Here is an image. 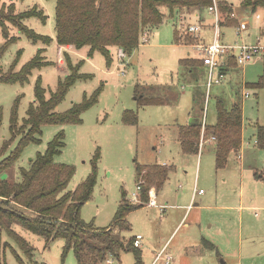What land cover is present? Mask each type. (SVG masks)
I'll return each mask as SVG.
<instances>
[{
	"label": "rangeland",
	"instance_id": "obj_1",
	"mask_svg": "<svg viewBox=\"0 0 264 264\" xmlns=\"http://www.w3.org/2000/svg\"><path fill=\"white\" fill-rule=\"evenodd\" d=\"M225 1L231 3L234 10L225 13L218 6L222 21L220 24L223 27L233 26L242 19L254 25L255 13L242 9V0ZM215 2L217 4V0ZM55 5L56 0H0L2 15L7 14L8 9H12L11 14L17 15L34 6L41 8L47 15L44 23L34 16L23 19L22 23L34 32L52 38L49 44L41 41L33 43L14 24L4 21L8 37L15 40L0 53V74L7 72L14 61V70H19L36 56L40 48L41 57L50 64L33 68L27 81L23 83L0 81V161L10 154L26 132V129L21 130V125L27 116L29 105L34 101L37 78L41 79L45 97H50L58 82L63 81L68 73L64 59H68L74 66L80 64V73L90 76L76 79L54 111L62 113L68 110L100 88L98 100L81 114L79 124H42L41 133L35 135L39 141L27 144L17 161L3 172V177L13 182L20 181V169H27L31 160L38 153H44L48 142L63 130L65 146L54 159L57 163L71 164L75 168L67 190H74L90 174V161L96 151H99L97 181L89 200L81 207L80 218L85 223H92L93 227L102 228L111 224L122 190L126 192L129 201L135 192V163L162 165L170 162L175 169L170 181L161 191L162 199L166 200L164 213L156 210L157 207L148 206L150 189L156 191V187L151 186L146 202L142 203L144 207L127 215L128 228L122 226V230L117 229L113 233L118 236L119 232L124 241L135 234L143 237L139 247V263L132 250L120 249L117 257L108 252L106 259L98 264H151L153 252H158L164 244L160 241L162 236L168 238L167 250L174 254L177 263L185 260L186 264H237L238 261L241 264H264V225L251 231L248 223L244 222L241 256L237 255V242H233L230 237H226L224 242L219 241L217 255L215 249L206 248L201 242V226L204 224L206 211L202 213L201 225H198L195 222L197 207H193L190 201L194 190L202 189L205 192L201 196L197 194L198 199L211 196L218 186L224 203L237 204L241 196L243 205L264 204V179L254 177L251 169L245 167L241 171L225 168L226 170L215 171L213 154L207 146L211 142L208 140L209 135H206L205 124L203 125L204 118L207 124L216 122V100L221 99L226 107L237 102L244 118L245 144L253 145L255 122L264 125V63L250 62L239 70L243 72L247 84H261L260 87L244 86L240 77L213 85L207 93L206 72L203 67L180 64L181 59L199 57L193 45L198 41L196 36L206 42L211 40L213 17L207 13V8L202 11L182 8L176 12L175 19L170 17L166 8H162V22L141 33L139 46L130 55L123 54L118 47H111L112 60L108 64L99 51L88 57V47L59 48L55 36ZM181 14L192 19L191 23L202 25V31L199 34H182V30L177 28ZM221 30L224 34L222 40L225 42L233 43L237 38L233 29L227 27ZM144 36L145 39L142 38ZM190 37L194 39L191 40ZM5 42L6 37L0 25V48ZM136 85L142 92L139 95L158 98L160 104H139L135 97ZM244 91L249 96L244 97ZM14 108L18 122L11 129ZM125 110L136 114L135 124L122 121ZM193 116H198L202 121L200 136L203 145H206L200 146L198 154H182L176 144V136L179 134V127ZM256 163L258 167L264 165V152L260 153ZM188 204L191 205V211L187 209ZM254 212L264 214L260 209ZM26 213L30 214V211L27 210ZM12 229L33 251L32 255H26L14 239L5 230H1L0 252L4 255L5 264H21L12 249L21 257L22 264H77L72 251L64 254V239L53 238L46 241L39 234L18 224L12 225ZM251 234H255L257 238L251 240ZM111 236L110 234L106 239ZM117 239H112L109 247L118 249L120 245L117 244L119 238ZM96 245L101 247L104 244L97 242ZM195 247H198L197 253H193Z\"/></svg>",
	"mask_w": 264,
	"mask_h": 264
},
{
	"label": "trees",
	"instance_id": "obj_2",
	"mask_svg": "<svg viewBox=\"0 0 264 264\" xmlns=\"http://www.w3.org/2000/svg\"><path fill=\"white\" fill-rule=\"evenodd\" d=\"M212 3L213 0H56V42L59 46L69 45L77 49L88 47V57L92 56L95 51H99L110 64L111 47H118L123 54L130 55L139 46L141 33L157 27L162 22L164 17L162 8H166L170 17L175 19L176 12L182 8L202 11ZM218 6L225 13L234 10V6L225 0H217ZM240 7L249 10L252 14L259 8L264 11V0H242ZM7 11V14L3 15L0 12V25L6 37L0 53L15 40L13 37H8L4 21L14 24L33 43L41 41L49 44L51 42L52 38L48 35L38 34L22 23L23 19L33 16L44 23L47 15L41 8L34 6L17 15L11 14L12 9ZM41 52L42 49H38L36 56L19 70H14L16 64L14 61L7 72L0 74V81L6 83L27 81L33 68L50 64L41 57ZM64 60L68 73L65 74L63 81L58 82L50 97H45L41 79L37 78L33 92L34 101L29 105L27 116L21 125V130L26 129V132L22 134L10 154L0 161V231L5 230L28 256L32 255L33 248L12 229L14 224L39 234L46 241L53 238L64 239V254L72 251L77 264H98L106 259L108 252L117 257V251L120 249L132 250L139 263L141 254L139 247L133 245L134 237L124 241L119 232L118 236L113 233L115 234L117 229L122 230V226L128 228L127 215L143 206L142 203L146 202L151 186L159 188L165 182L171 166L135 163L136 183L140 184L138 201L130 202L126 192L122 190L112 222L103 228L93 227L92 223H85L80 218L81 207L89 200L97 181L99 151H96L90 161V174L74 190H67L75 168L71 164L57 163L54 159L60 153V149L62 150L65 146L63 130L57 132L48 142L44 153H38L31 160L27 169H20V181L13 182L2 175L17 161L27 144L39 141L35 135L41 133L42 124H79L81 114L97 102L100 88L80 103L73 104L68 110L62 113L54 111L76 79L90 76L80 73V64L74 66L68 59ZM233 63L231 60L229 65ZM180 64H187L190 67L202 65L197 58L181 59ZM248 85L258 88L261 84ZM139 93L142 92L136 85L135 97L139 104H160L158 98L145 97L144 94L139 95ZM136 120V114L131 110L123 112L122 121L124 123L135 124ZM17 122V113L14 108L11 114V129ZM201 122L199 119L195 123L179 127L178 139L183 153L198 152ZM205 125L206 135L214 137L212 143L215 153V169L216 171L224 169L230 157L238 155L241 148L242 108L240 104L234 102L230 107H226L221 99L216 100V122L213 125ZM255 141L256 146L264 151V125L256 126ZM27 210L30 214L26 213ZM110 234L112 236L106 239ZM117 238H119V243H117L120 245L119 248L109 247V242L112 239L118 240ZM97 242H102L104 245L99 247L96 245ZM204 244L209 243L204 242ZM210 245L213 246L211 243ZM12 251L17 261L22 264L18 253L14 249ZM0 264H5L4 255L1 252Z\"/></svg>",
	"mask_w": 264,
	"mask_h": 264
},
{
	"label": "crops",
	"instance_id": "obj_3",
	"mask_svg": "<svg viewBox=\"0 0 264 264\" xmlns=\"http://www.w3.org/2000/svg\"><path fill=\"white\" fill-rule=\"evenodd\" d=\"M257 12L260 13L261 15H264L263 9L259 8L255 13H257ZM254 20H255L254 25H250V23L247 21L248 22L247 30L243 32L241 38H236L235 41H244L247 43H251V42L256 41L258 37L264 36V19L258 20L256 18H254ZM242 21H243V19H242ZM237 24H235L233 26H224V27H223V25H221V28L225 29V28L229 27L230 29L234 30ZM222 31L223 30H221V33H222ZM223 38H224V34L221 35V39H223ZM70 47L71 46H69V45L68 46H59L60 49H70ZM262 63H264V62H262ZM200 66H202V65H200ZM243 68H244V66L240 67L234 63L231 65H228V67L226 68L227 76H226V79L224 81H227V80L234 81L236 78L241 77V82L243 83V85L244 86L248 85L245 82L243 72L241 73L239 71L240 69H243ZM203 71L206 72L204 67H203ZM244 93H245V91L243 92V96H244ZM196 120H199V117L193 116L185 124H192V123L196 122ZM204 124L213 125V124L205 123V118H204ZM257 125H258V123L255 122L254 132H253L254 140H255V133H256V126ZM175 141L179 147L180 152L182 154H185L180 149V143H179L178 135L176 136ZM205 145H203V147ZM207 146L210 149L209 151H211V153L213 154L214 167H215L214 145L211 142V143H208ZM261 152H264V151L259 149L256 146L255 141L253 142V145H251L250 143L245 144L244 118H243V113H242L241 148H240L238 155H232L230 157L229 162L225 168H230V170L233 169V170H241L242 171L243 169H245V167H247V168L251 169L254 177H261L264 179V165L262 167H258L257 163H256L258 160V157H260ZM198 153H199V150L196 154H198ZM162 165L171 166V169L168 172V175H167L165 182L159 188H156V191L154 190L155 191L156 205L155 206H149L151 208L157 207V209L156 208L155 209L158 210L160 213H164V211L166 210V202H165L166 200L162 199L161 191L164 188V186L170 181L171 173H173V171L175 169L173 164L170 162L162 164ZM215 171H216V169H215ZM199 190H201V189H199ZM197 194H199V196H201V195L205 194V192L203 191L202 193H199V191L194 190L193 195L190 199V201H192V206L197 207V212H195V211L194 212H195V216H196L195 222L198 225H201L202 213L206 211L204 224L201 226V231L203 233L201 235V242L202 243H204V242L209 243V244H204L205 247L210 248L211 250L215 249L216 254L219 255V250L217 248V247H220L219 241L224 242L226 240V237H230V239L233 238L232 241L233 242L236 241L237 246H239V248L237 250V255L241 256V254L243 252L242 242H241V238H242V234H243V224H244V222H247L248 225L250 226L251 231H253L254 229H256L259 226L262 227V225H264V214L258 215L254 211H257L258 209H260L261 211L264 212V204L243 205L242 204L243 198L241 196H240V198H239L240 200L237 204L224 203L220 197V192L218 190V186L216 187V189L212 193V195L209 197H199L198 199H196ZM242 194H243V191L240 187V195H242ZM187 209H190V211L192 210L190 204H188ZM254 220H255V222H254ZM180 222H179V224H180ZM135 235H132L131 237H135ZM255 238H257L256 235L251 234L250 239L253 240ZM142 240H143V237H142ZM160 241L164 242V244L161 247V248H163L166 245V243L168 242V238L162 236L160 238ZM171 243H172V241H171ZM210 243L213 246H211ZM251 248H253V247L251 246ZM166 251L172 257L170 264L177 263L176 262L177 259H174V256H173L174 254L171 251H170L171 252L170 253L167 250V247H166ZM197 252H198V247H195L193 249V253H197ZM156 253H157L156 251L153 252L154 256H153V260H152L151 264H157V262L154 263V257H155ZM160 263L162 264V262H160ZM177 264H186V262H185V260H184V262L179 261ZM237 264H241L240 261H238Z\"/></svg>",
	"mask_w": 264,
	"mask_h": 264
},
{
	"label": "built area",
	"instance_id": "obj_4",
	"mask_svg": "<svg viewBox=\"0 0 264 264\" xmlns=\"http://www.w3.org/2000/svg\"><path fill=\"white\" fill-rule=\"evenodd\" d=\"M188 10V9H187ZM190 11V10H189ZM209 15L213 17V26H212V37L211 40L206 42L200 36H196L198 41H195L193 44L198 53L199 59L202 63V66L206 70V80L205 86L208 93L209 89L213 85L221 84L226 79L227 70L226 68L229 65V62L232 60L237 66L243 67L250 62L261 61L264 62V36L258 37L256 41L247 43L244 41H235L233 43L225 42L221 39V17L220 12L217 7L215 0L213 3L206 9ZM187 13V12H183ZM195 15V17H197ZM256 19H264V16L260 13H255ZM199 19V18H195ZM200 20V19H199ZM201 21V20H200ZM192 19L186 17L185 14H181L178 19L177 28L181 31L182 34H199L202 31L203 26L199 23H191ZM248 28V22L243 20L240 21L235 29L234 33L237 38H241L244 31ZM146 36V35H145ZM145 36L142 37L145 39ZM203 40V41H202ZM206 93V96H207ZM244 96H249L248 92L244 93ZM204 122V121H203ZM204 125V123H203ZM200 136L199 138V148L202 145L203 141ZM208 140L212 142L214 140L213 136H209ZM256 142V141H255ZM140 191V184L137 183L136 190L130 197V201L135 203L138 201V193ZM203 190H199V193H202ZM149 202L148 206H155V191L151 188L149 191ZM142 236L140 234L135 235L133 240V245L135 247H140ZM172 257L166 251V245L161 248L154 257V263L162 262L164 264H170Z\"/></svg>",
	"mask_w": 264,
	"mask_h": 264
},
{
	"label": "water",
	"instance_id": "obj_5",
	"mask_svg": "<svg viewBox=\"0 0 264 264\" xmlns=\"http://www.w3.org/2000/svg\"><path fill=\"white\" fill-rule=\"evenodd\" d=\"M198 120H196V122H197ZM195 123V122H194Z\"/></svg>",
	"mask_w": 264,
	"mask_h": 264
}]
</instances>
